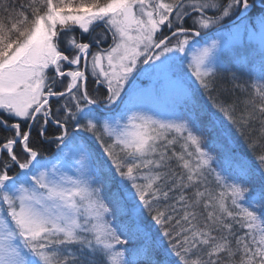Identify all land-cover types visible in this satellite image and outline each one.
<instances>
[{
    "label": "snow or ice",
    "instance_id": "1",
    "mask_svg": "<svg viewBox=\"0 0 264 264\" xmlns=\"http://www.w3.org/2000/svg\"><path fill=\"white\" fill-rule=\"evenodd\" d=\"M0 132V264H264V0H0Z\"/></svg>",
    "mask_w": 264,
    "mask_h": 264
},
{
    "label": "flooded vegetation",
    "instance_id": "2",
    "mask_svg": "<svg viewBox=\"0 0 264 264\" xmlns=\"http://www.w3.org/2000/svg\"><path fill=\"white\" fill-rule=\"evenodd\" d=\"M104 46L106 47V44H105ZM94 87H95V85L92 84V83L90 82V83H89V88H90V90L93 89Z\"/></svg>",
    "mask_w": 264,
    "mask_h": 264
},
{
    "label": "rangeland",
    "instance_id": "3",
    "mask_svg": "<svg viewBox=\"0 0 264 264\" xmlns=\"http://www.w3.org/2000/svg\"><path fill=\"white\" fill-rule=\"evenodd\" d=\"M99 31V30H98ZM109 43H110V40L108 41ZM106 46H107V44H106ZM146 83V82H145Z\"/></svg>",
    "mask_w": 264,
    "mask_h": 264
},
{
    "label": "trees",
    "instance_id": "4",
    "mask_svg": "<svg viewBox=\"0 0 264 264\" xmlns=\"http://www.w3.org/2000/svg\"><path fill=\"white\" fill-rule=\"evenodd\" d=\"M0 135H2V132H0Z\"/></svg>",
    "mask_w": 264,
    "mask_h": 264
}]
</instances>
